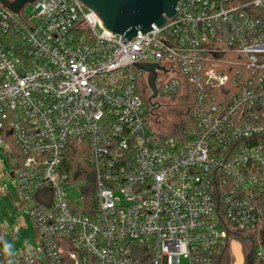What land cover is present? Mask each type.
<instances>
[{
	"label": "built area",
	"instance_id": "built-area-1",
	"mask_svg": "<svg viewBox=\"0 0 264 264\" xmlns=\"http://www.w3.org/2000/svg\"><path fill=\"white\" fill-rule=\"evenodd\" d=\"M151 28L122 41L79 0L0 1V148L36 241H1L0 264H211L228 225L264 218V0H178ZM152 77L190 140L149 126ZM71 144L89 183L64 170Z\"/></svg>",
	"mask_w": 264,
	"mask_h": 264
},
{
	"label": "rangeland",
	"instance_id": "rangeland-1",
	"mask_svg": "<svg viewBox=\"0 0 264 264\" xmlns=\"http://www.w3.org/2000/svg\"><path fill=\"white\" fill-rule=\"evenodd\" d=\"M24 10L26 14H30L33 5H27ZM150 108L149 126L156 133L165 136L171 132L173 125L179 120V112L185 109L179 100L156 97L151 99ZM12 163V158H9L0 148V232L7 248L11 252H17L34 248L36 241L27 203L23 201L21 193L9 175ZM229 246L233 264H242L239 242L230 240ZM180 260V264H187L184 257Z\"/></svg>",
	"mask_w": 264,
	"mask_h": 264
},
{
	"label": "trees",
	"instance_id": "trees-1",
	"mask_svg": "<svg viewBox=\"0 0 264 264\" xmlns=\"http://www.w3.org/2000/svg\"><path fill=\"white\" fill-rule=\"evenodd\" d=\"M137 89L144 101H148L150 91L145 78L138 79ZM185 104L182 100L177 99ZM190 107L183 108L179 112V120L173 125L168 135L179 144L192 138L194 124L190 116ZM64 170L71 175L72 181L91 182L93 174L85 162V153L78 148L77 144H71L68 147L64 161ZM227 239L219 250L212 257L211 264H233L229 246L230 240H236L241 246L242 264H264V218H261L257 226L249 230H239L233 226H227ZM3 237L0 232V242ZM261 247L263 255L256 256L257 249ZM142 264H149L143 259Z\"/></svg>",
	"mask_w": 264,
	"mask_h": 264
},
{
	"label": "water",
	"instance_id": "water-1",
	"mask_svg": "<svg viewBox=\"0 0 264 264\" xmlns=\"http://www.w3.org/2000/svg\"><path fill=\"white\" fill-rule=\"evenodd\" d=\"M14 12L33 0H0ZM87 8L96 13L102 26L112 34L121 35L129 40L137 31L144 33L152 24L157 28L165 23L175 13L178 0H79ZM123 41V40H122ZM124 44V42H123ZM148 85L152 91L149 99L156 97L154 78H150Z\"/></svg>",
	"mask_w": 264,
	"mask_h": 264
}]
</instances>
